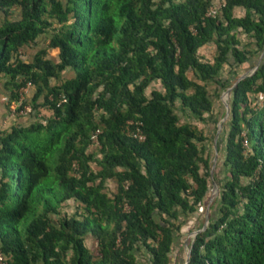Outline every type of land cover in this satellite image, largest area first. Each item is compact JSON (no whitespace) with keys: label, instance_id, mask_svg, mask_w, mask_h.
<instances>
[{"label":"trees","instance_id":"trees-1","mask_svg":"<svg viewBox=\"0 0 264 264\" xmlns=\"http://www.w3.org/2000/svg\"><path fill=\"white\" fill-rule=\"evenodd\" d=\"M213 1L0 0V84L8 111L16 103L0 129L8 264H169L209 178L217 195L186 264H264V53L232 86L262 51L264 0H222L204 17ZM40 36L27 60L24 48ZM208 44L210 60L199 53ZM153 82L160 88L146 92ZM227 88L216 178L206 136L190 121L206 122ZM40 108L50 112L42 120ZM24 116L31 120H17ZM129 120L140 122L143 141L125 134ZM66 201L80 212L61 213Z\"/></svg>","mask_w":264,"mask_h":264},{"label":"rangeland","instance_id":"rangeland-1","mask_svg":"<svg viewBox=\"0 0 264 264\" xmlns=\"http://www.w3.org/2000/svg\"><path fill=\"white\" fill-rule=\"evenodd\" d=\"M15 16H16V12H15ZM45 40L42 36L39 37V42L37 43V46H27L24 48L23 54L25 55V58L28 60L30 58V56L34 53L35 49L38 46L44 45ZM214 51V47L212 46V44H208L205 45L203 47H201L199 49V53L200 55L204 58V59H211L212 54ZM56 55L55 50H49L48 53V57H52L53 59L54 56ZM259 57V55H258ZM258 57L257 59H255V61L253 63H256L258 61ZM254 66V64H247V65H243L244 67L242 68L241 71H239L236 75H241L242 73H244L245 71H249L252 69V67ZM72 73L70 71L64 72L62 74V78L64 77H69L71 76ZM50 83H54L53 80L50 81ZM152 88H157L159 89L160 86L158 83L153 82L149 85V87L146 89V92H148L150 89ZM210 89V91H212V86L208 87ZM31 89L27 91V94H31ZM224 92V91H223ZM219 93L218 97H214L213 98V111L211 113V115H209L207 117V121L204 123L201 122H197L194 120H191L190 122L192 124H194L198 129H200L202 131V133L206 136V140L205 142V147L208 149V155H209V159L210 162L212 164V160L215 156V161H214V166L211 170L212 173H215V177L216 178H220L221 177V166H220V162H221V151H219L220 145H217L216 148V143L214 144V138L216 136V129H217V123L220 122V113L224 111V106L222 103V93ZM228 97V95H227ZM29 98V97H27ZM7 100L3 94V88L0 84V126L2 125V123L4 124V122H6L7 124V119H8V123L10 124L11 118H13L16 115H11L10 111H8L7 109V104H6ZM49 110H47L46 108H40L38 109V117L42 120L43 118H46L49 115ZM179 118L181 121H184L185 118L183 116H181L179 113ZM22 117V116H20ZM27 116H24V118H20L17 119L18 121L20 120L22 123H27L29 120L26 118ZM17 118V117H16ZM217 122L212 123V120H216ZM219 119V121H218ZM226 119V118H225ZM224 119V121H225ZM17 121V122H18ZM7 124V126L9 125ZM221 131H222V125L219 129V132L216 136V139L221 135ZM215 145V149H216V154L214 152V147ZM93 150V149H91ZM212 182H214V184L216 185V188L214 189L212 187ZM115 190V184L111 181H107L106 183V187H105V191L110 195L113 191ZM217 195V184L215 182L214 179L209 178V189L208 192L206 194V198L202 204L201 207H199L197 209L198 215H196L195 217H189L187 218L184 223L182 224L179 234L177 235V238L174 242V245L172 246L171 249V253H170V262L169 264H183L184 260L186 258V253L187 250L189 248L190 242H191V238L194 236V232L195 231H199L200 229H198L196 227L197 223H201V226L204 223V212L206 211V208L208 207V205L210 204L211 200ZM61 213L66 214V215H71L74 213H79L80 210L76 207V205L74 203H72L71 201H66L63 205V207L60 209ZM207 212H208V208H207ZM84 245L87 247V249L92 253V254H96V243L94 241V239L90 236V235H86L84 237ZM140 262L142 261V258H139Z\"/></svg>","mask_w":264,"mask_h":264},{"label":"built area","instance_id":"built-area-1","mask_svg":"<svg viewBox=\"0 0 264 264\" xmlns=\"http://www.w3.org/2000/svg\"><path fill=\"white\" fill-rule=\"evenodd\" d=\"M223 6V1L222 0H214L204 11V17H212L215 16L216 14H218L220 12L221 7ZM192 30V28H191ZM30 88V84L26 83L25 87H22L18 90V94H19V99H22L24 93L26 92L27 89ZM19 103V101H18ZM17 103V104H18ZM16 103L15 102H11L9 104V109L11 112H13L14 108H15ZM30 111V107L29 106H24L22 110L19 111V113H27ZM140 122L137 121H132L129 120L126 122V126H125V134H127L128 136L135 138L137 141H143L144 139V135L142 134L141 130H140ZM98 133V130H95L92 134H91V145H98L97 141H96V137L95 135ZM0 264H8L7 260L5 258V256L2 254V252L0 251Z\"/></svg>","mask_w":264,"mask_h":264},{"label":"water","instance_id":"water-1","mask_svg":"<svg viewBox=\"0 0 264 264\" xmlns=\"http://www.w3.org/2000/svg\"><path fill=\"white\" fill-rule=\"evenodd\" d=\"M263 53H264V45H263V47H262V51H261V53L259 54L258 61L255 63V65L252 67V69L249 70V71H245L244 73H242L241 75H239V76L237 77V79L235 80V82L232 84V86H233L237 81H239L240 79H242L243 77H245V76H247V75H250V74L256 69V67H257V65H258V63H259V60L261 59ZM229 90H230V88H227V89L222 93V98H221V100H222V103H223V106H224V114H223V117L220 119V122L217 123L216 136H217V134H218V132H219V129H220V127H221V123L224 121V119L226 118L227 113H228V108H227V95H228ZM216 136H215V138H214V144L216 143V140H215V139H216ZM213 149H214V152H215V154H216L215 145H214ZM214 161H215V156H214V158H213V160H212V164H211V167H210V174H211V170H212V168H213V166H214ZM212 187H213L214 189L216 188V185L214 184V182H212ZM206 223H207V208H206V211L204 212V223H203L201 229H203V228L205 227ZM196 232H197V231H195L194 234H195ZM188 252H189V248H188V250H187L186 258H185L183 264H186V263H187V260H188Z\"/></svg>","mask_w":264,"mask_h":264},{"label":"crops","instance_id":"crops-1","mask_svg":"<svg viewBox=\"0 0 264 264\" xmlns=\"http://www.w3.org/2000/svg\"><path fill=\"white\" fill-rule=\"evenodd\" d=\"M7 124H9L8 123V119H7ZM7 124H6V122H4V124L2 123V125L0 126V129H6L7 128Z\"/></svg>","mask_w":264,"mask_h":264}]
</instances>
